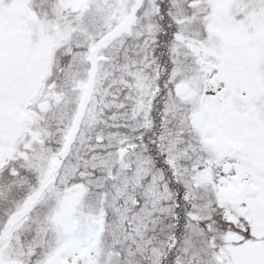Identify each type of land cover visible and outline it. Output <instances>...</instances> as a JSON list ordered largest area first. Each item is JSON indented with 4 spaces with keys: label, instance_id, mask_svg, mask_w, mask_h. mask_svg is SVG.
Returning <instances> with one entry per match:
<instances>
[{
    "label": "snow or ice",
    "instance_id": "snow-or-ice-1",
    "mask_svg": "<svg viewBox=\"0 0 264 264\" xmlns=\"http://www.w3.org/2000/svg\"><path fill=\"white\" fill-rule=\"evenodd\" d=\"M0 264H264V0H0Z\"/></svg>",
    "mask_w": 264,
    "mask_h": 264
}]
</instances>
